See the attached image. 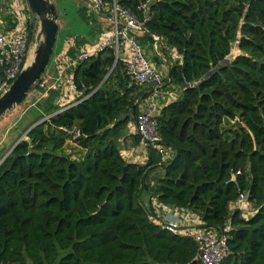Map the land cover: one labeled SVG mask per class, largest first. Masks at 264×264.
<instances>
[{"label": "trees", "instance_id": "1", "mask_svg": "<svg viewBox=\"0 0 264 264\" xmlns=\"http://www.w3.org/2000/svg\"><path fill=\"white\" fill-rule=\"evenodd\" d=\"M115 1L142 17L143 0ZM148 15L141 36L176 55L163 85L177 96L157 116L171 158L160 165L151 148L143 163L125 159L149 88L110 49L91 56L72 71L89 96L29 128L0 164V264H200L197 242L166 230L143 191L204 228L227 223L219 264H264V0H155ZM57 97L39 102L43 115L62 108ZM68 140L80 156L65 152ZM241 192L248 213L235 205Z\"/></svg>", "mask_w": 264, "mask_h": 264}, {"label": "built area", "instance_id": "2", "mask_svg": "<svg viewBox=\"0 0 264 264\" xmlns=\"http://www.w3.org/2000/svg\"><path fill=\"white\" fill-rule=\"evenodd\" d=\"M154 1L143 0L138 4L137 10L142 11L143 14L139 18L133 11L122 8L115 0H93L91 3L92 13L99 14L103 11L110 13L111 32L107 37L99 41L93 50L79 51L76 57L65 68L68 69L71 66L75 68L91 56L105 49L112 51L115 56V62L124 54L125 73L129 81L134 85H142L149 88L144 109L134 119L135 134L139 137V145L144 156L147 157L149 149H155L159 155L158 164L162 165L169 161L172 154L171 147L166 144L160 135L157 122V116L160 111V100L164 94L161 90L163 76L153 67L148 57L144 54L142 47L134 38V34H142L147 31L146 22L149 19L148 7ZM13 7L15 11L18 9L16 5ZM3 24L0 22V96L9 88L10 84L26 65L28 44L31 37L27 24L18 12L10 28H5ZM153 37L155 41L153 49L156 50L158 37ZM71 75L62 73L51 85H47V81L43 80L42 76L33 88L34 95L42 98L48 89H56L62 83L70 93L75 94L77 99L69 105H65L59 110L46 115L43 120L49 119L51 116L89 96V94H84L77 88ZM36 87L42 92L36 91ZM176 96L177 93L175 91L167 93L168 100H172ZM63 130L67 132L71 139L79 135V131L76 129ZM247 201L248 192H241L235 205L245 212ZM197 218L195 217V219ZM163 226L170 232H181L183 235L197 242V259L200 264H219L227 254L228 248L225 232L230 229L227 223L219 232L211 228L202 227L201 221L198 218L197 221L186 224L181 230V218L175 217L172 214H166L163 218Z\"/></svg>", "mask_w": 264, "mask_h": 264}, {"label": "crops", "instance_id": "3", "mask_svg": "<svg viewBox=\"0 0 264 264\" xmlns=\"http://www.w3.org/2000/svg\"><path fill=\"white\" fill-rule=\"evenodd\" d=\"M92 1L93 0H81V3H79V5L77 6V13L85 23L83 26L81 25V29H82L81 31H77V30L74 32L69 31L67 35H65L64 40L62 41V44L60 46V49L53 56L51 66L50 68H48L45 74L48 75V77L57 76L58 78L59 75H61L62 73L71 75L74 67L71 66V68L68 69H66L65 67L71 63V61L76 57V54L81 50H87V51L93 50L99 41H101L110 34L112 29L110 13L108 11H103L99 14L92 13L91 12ZM13 3L9 2V0H0V22L4 23L3 25L5 28H10L12 26V21L16 17L17 12L21 14V18L24 20L26 24L29 22L24 13L26 11L24 0H18V2L15 0ZM14 5L18 7L16 11L13 7ZM86 12L89 14L88 16H86ZM92 25H95V27L92 28ZM134 38L141 47L147 46L146 52L148 53L150 42L147 41L145 38H143L141 34H136V35L134 34ZM153 44L154 43H152V46L150 45L151 48H153ZM161 48L163 49L162 50L159 49L158 51H155L156 52L155 54H146V56L150 60L153 67L156 68L161 73L163 78H166L168 76V66L171 63L169 59L170 57L174 59L176 55L172 52L171 49H169L165 45H163V47ZM124 57L125 55L122 54L121 58ZM58 88H60V91L58 93V97L56 101L59 107H63L64 105H67L75 101L76 99L75 94L70 93L62 83L58 85L56 89ZM161 90L163 91L164 94L162 95L160 100V108L164 104H167L170 101V100L168 101L167 93L169 91H173V88L164 86L162 84ZM36 98L41 99L38 97ZM145 101H146V97L142 99V101L140 102L139 111H142L144 109ZM131 135H136L133 121L130 122L127 126V133L125 135L124 140H122L121 153L128 161L143 163L146 161L147 157L144 156L142 149L139 145V142L138 144H132ZM155 170L151 171L150 174L154 173ZM141 199L144 206L149 211H150V206L152 207L154 212H156V214L159 216L160 220H163L166 214H172L175 217L181 218V230L184 228L186 224L191 223L192 221H197L198 219V218L195 219V217L192 215L190 210L187 208L178 209L174 207L159 205L156 199L151 198V195H149L148 192L146 191H143V193L141 194ZM234 207L235 205L233 206V208ZM248 210H249L248 207L245 206L244 213H248Z\"/></svg>", "mask_w": 264, "mask_h": 264}, {"label": "rangeland", "instance_id": "4", "mask_svg": "<svg viewBox=\"0 0 264 264\" xmlns=\"http://www.w3.org/2000/svg\"><path fill=\"white\" fill-rule=\"evenodd\" d=\"M15 0H9V2L13 3ZM18 2V0H16ZM54 2L58 7V18L57 23L59 25V29L57 32L56 42L53 49V56L58 52L60 49V46L62 44V41L64 40L65 35L70 32L74 31H81V25H84V21L81 19V17L77 13V6L79 3H81V0H51ZM14 4V3H13ZM24 4L26 6V11L24 12L28 21L33 20V16L30 13L28 6L26 5V0H24ZM89 14L86 12V16ZM34 29L30 37V41L28 44V50H27V59H26V67L33 61L34 58V43H36V38L39 33V21L38 19L34 18L33 21ZM95 27V25H92V28ZM146 47H142V50L144 54H155V49L151 48L149 45L148 53L146 52ZM49 61L46 70L43 74L42 79L47 81V85H51L55 82L56 77H48V75H45L48 68H50L52 63V58ZM36 91H41L38 87L35 88ZM52 90L59 93L60 88L58 89H48L45 96H43L40 100L34 96V90L30 92L29 98L25 100L20 105H17L7 111L3 116L0 117V159L4 157L8 152H10L13 144H15L19 139L26 138V131L32 127L33 123L36 119H38L40 116H45L43 107L39 106V102L43 100V98H47L48 93H50ZM173 91H175L173 89ZM42 92V91H41ZM176 92V91H175ZM37 99V100H36ZM38 101V102H36ZM42 118H39L38 121L42 120ZM134 122V121H133ZM28 128V129H27ZM64 150L66 153H71L75 157H78L81 155L82 151L80 148L77 147V145L74 144L73 141L68 140L64 146ZM164 168L162 166H159L156 168L154 173H151L147 177V182L153 183V177H159L163 174Z\"/></svg>", "mask_w": 264, "mask_h": 264}, {"label": "water", "instance_id": "5", "mask_svg": "<svg viewBox=\"0 0 264 264\" xmlns=\"http://www.w3.org/2000/svg\"><path fill=\"white\" fill-rule=\"evenodd\" d=\"M26 5L33 16V20L29 21L31 34L34 29V18L39 21V33L36 38V43L33 45L34 58L27 67L24 66L22 68L15 80L10 84L9 88L0 96V117L29 98L30 92L43 76L48 63L53 56V49L59 29L57 23L59 14L57 5L51 0H26ZM112 57L115 59L114 54H112ZM43 121L44 120L42 119L35 122L32 127ZM28 131L29 129L26 131V134ZM5 157L6 155L1 158L0 164Z\"/></svg>", "mask_w": 264, "mask_h": 264}]
</instances>
